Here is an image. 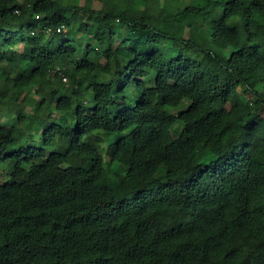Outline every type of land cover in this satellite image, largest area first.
<instances>
[{
    "label": "trees",
    "instance_id": "obj_1",
    "mask_svg": "<svg viewBox=\"0 0 264 264\" xmlns=\"http://www.w3.org/2000/svg\"><path fill=\"white\" fill-rule=\"evenodd\" d=\"M7 162L0 264H264V0H0Z\"/></svg>",
    "mask_w": 264,
    "mask_h": 264
},
{
    "label": "rangeland",
    "instance_id": "obj_2",
    "mask_svg": "<svg viewBox=\"0 0 264 264\" xmlns=\"http://www.w3.org/2000/svg\"><path fill=\"white\" fill-rule=\"evenodd\" d=\"M96 5H97V3H96ZM152 21L154 23H156V21H154V20H152ZM62 35H63V33H62ZM61 39H63V37H61ZM57 40L60 41V39H57ZM54 78L55 77L52 74L50 76V78L49 77L48 78H37L34 80L35 88L33 89V91L28 92L30 94H29V98H28L29 100L27 102L26 112L30 113L32 111V108L34 107L35 102L40 101L42 99L41 97H39L38 95L35 94L36 89L37 88H43L44 90L48 89V87L51 85L52 80ZM189 106H190V104L187 103L186 107L188 108ZM1 126L6 127V128L16 127L19 130H21L22 132L25 131L27 133V129L25 127V124H23L22 122H20L17 119H5L2 121ZM45 127H46V125L41 123L39 126L35 127L33 133H35V134L42 133V131ZM103 142H104V139L100 135L91 134V135H88L85 139V143L89 146L93 145V144L103 145ZM37 143L38 142L36 140L33 144L22 143V144H19L17 147L29 148L31 146H36ZM101 151H102L104 157L108 158L107 157L108 156L107 155V145H105L101 149ZM13 170H14V168L10 165L9 162L0 165V174H3L4 172L11 173ZM108 173L111 177H113L114 180H122L123 179V177L119 173H116L113 171H109ZM0 182L1 183L4 182V179H1Z\"/></svg>",
    "mask_w": 264,
    "mask_h": 264
},
{
    "label": "built area",
    "instance_id": "obj_3",
    "mask_svg": "<svg viewBox=\"0 0 264 264\" xmlns=\"http://www.w3.org/2000/svg\"><path fill=\"white\" fill-rule=\"evenodd\" d=\"M62 30V29H61ZM61 30H59V32H61ZM53 75H55V73L53 72ZM63 80L66 82V78L64 77Z\"/></svg>",
    "mask_w": 264,
    "mask_h": 264
}]
</instances>
